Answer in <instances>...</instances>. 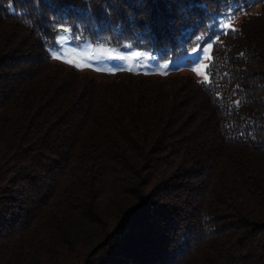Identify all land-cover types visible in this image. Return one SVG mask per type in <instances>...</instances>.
Instances as JSON below:
<instances>
[{"label": "trees", "instance_id": "trees-1", "mask_svg": "<svg viewBox=\"0 0 264 264\" xmlns=\"http://www.w3.org/2000/svg\"><path fill=\"white\" fill-rule=\"evenodd\" d=\"M225 10L206 81L48 51L63 25L164 58ZM0 264H264V0H0Z\"/></svg>", "mask_w": 264, "mask_h": 264}, {"label": "rangeland", "instance_id": "rangeland-1", "mask_svg": "<svg viewBox=\"0 0 264 264\" xmlns=\"http://www.w3.org/2000/svg\"><path fill=\"white\" fill-rule=\"evenodd\" d=\"M243 14L225 10L217 17L218 26L215 32L209 30L200 33L199 43L176 55L166 53L164 58H159V50L151 48H140L128 43L101 44L83 37H75L63 25L58 27L48 51L53 60L86 73L88 78H93L99 83L113 82L123 72L159 78L178 73L176 76L180 78L192 76L198 81H206L213 42L220 33L238 25Z\"/></svg>", "mask_w": 264, "mask_h": 264}]
</instances>
